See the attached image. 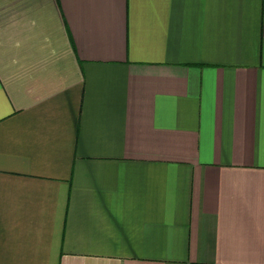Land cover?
I'll use <instances>...</instances> for the list:
<instances>
[{
	"label": "crops",
	"instance_id": "0c3cea01",
	"mask_svg": "<svg viewBox=\"0 0 264 264\" xmlns=\"http://www.w3.org/2000/svg\"><path fill=\"white\" fill-rule=\"evenodd\" d=\"M0 264H264V0H0Z\"/></svg>",
	"mask_w": 264,
	"mask_h": 264
}]
</instances>
